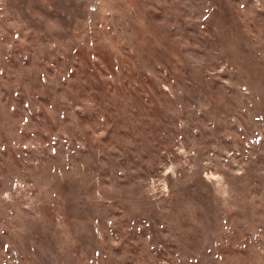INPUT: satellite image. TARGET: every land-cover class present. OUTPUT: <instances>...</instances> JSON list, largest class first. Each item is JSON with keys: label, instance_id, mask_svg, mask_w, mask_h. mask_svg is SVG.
Segmentation results:
<instances>
[{"label": "rangeland", "instance_id": "obj_1", "mask_svg": "<svg viewBox=\"0 0 264 264\" xmlns=\"http://www.w3.org/2000/svg\"><path fill=\"white\" fill-rule=\"evenodd\" d=\"M0 264H264V0H0Z\"/></svg>", "mask_w": 264, "mask_h": 264}]
</instances>
